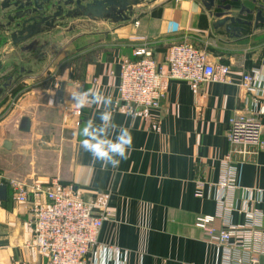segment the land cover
<instances>
[{"label": "crops", "instance_id": "1", "mask_svg": "<svg viewBox=\"0 0 264 264\" xmlns=\"http://www.w3.org/2000/svg\"><path fill=\"white\" fill-rule=\"evenodd\" d=\"M242 4L257 10L251 1ZM240 7L232 13L251 25L235 24L233 31H227V24L218 26L196 0H169L124 26L70 40L39 75L14 81L0 100V174L28 183L57 178L72 186L74 196L91 204L95 215H109L99 247L120 250L122 264H216V248L195 226L196 218L215 215L217 199L225 192L221 162L230 152V121L245 112L248 97L239 88L242 77H264V26L254 25V16L238 15ZM182 43L229 67L230 83L196 87L170 81L161 108L154 110L118 101L121 64L135 60L136 48L149 47L158 67L166 70L169 49ZM17 59L11 57L10 64ZM35 59L24 62L31 65ZM77 86L110 95L115 122L131 132L130 154L115 168H102L79 148L75 133L97 108H75L70 93ZM74 110L82 112L78 128ZM23 118L30 120L29 133L19 131ZM232 163L238 187L234 203L261 212L264 228V195L258 193L264 192V147L250 148L244 158L235 155ZM28 217L7 188V199L0 201V227L8 241L0 264H46L44 256L25 247L31 240ZM230 221L243 224L245 218L233 212ZM105 255L107 264H115L117 255ZM255 264H264V256Z\"/></svg>", "mask_w": 264, "mask_h": 264}, {"label": "built area", "instance_id": "2", "mask_svg": "<svg viewBox=\"0 0 264 264\" xmlns=\"http://www.w3.org/2000/svg\"><path fill=\"white\" fill-rule=\"evenodd\" d=\"M133 56L134 61L121 64L118 101L134 109H160L168 83L173 80L196 87L207 82L230 83L229 67L214 63L207 53L188 43L169 49L166 70L158 67L147 46L136 48ZM239 88L248 97L245 112L230 121L227 135L230 152L221 162V185L225 192L217 199L216 214L198 216L195 222L216 248V264H255L259 256H264L263 214L247 205L240 209L235 205L238 187L232 163L233 156L244 158L250 148L264 147V121L256 118L264 117V77L245 74ZM74 114L77 117L74 126L78 128L82 112L74 110ZM0 186H6L12 201L27 210L25 226L31 232V240L25 247L44 256L46 264H107L106 252L117 255L115 264H122L120 250L99 247L98 236L109 215H95L91 204L74 196L72 186L63 185L57 178L28 183L2 174ZM197 196L201 197V192ZM233 212L241 214L245 222L233 224L230 221Z\"/></svg>", "mask_w": 264, "mask_h": 264}, {"label": "water", "instance_id": "3", "mask_svg": "<svg viewBox=\"0 0 264 264\" xmlns=\"http://www.w3.org/2000/svg\"><path fill=\"white\" fill-rule=\"evenodd\" d=\"M169 0H3L0 2V100L14 81L37 76L66 43L85 34H100L130 23L141 12ZM218 26L251 25L232 13L240 5L238 15L254 16V25L264 26V0H248L257 6L253 11L242 0H196ZM260 1V2H259ZM18 59L10 64V58ZM37 58L31 65L24 62ZM41 60L39 64L36 62ZM10 65V66H9ZM7 66L10 67L8 70ZM34 67V70L32 68ZM5 77L7 78L6 81ZM61 84L59 92L64 91ZM19 131L30 132V120H21ZM4 147L9 149L10 143ZM7 199V187L0 186V201Z\"/></svg>", "mask_w": 264, "mask_h": 264}, {"label": "clouds", "instance_id": "4", "mask_svg": "<svg viewBox=\"0 0 264 264\" xmlns=\"http://www.w3.org/2000/svg\"><path fill=\"white\" fill-rule=\"evenodd\" d=\"M70 98L76 109L90 104L97 108V112L83 121L75 133L79 138V148L102 168L117 167L130 154L132 135L127 127L115 122L112 97L92 88L81 90L77 86L70 93Z\"/></svg>", "mask_w": 264, "mask_h": 264}, {"label": "rangeland", "instance_id": "5", "mask_svg": "<svg viewBox=\"0 0 264 264\" xmlns=\"http://www.w3.org/2000/svg\"><path fill=\"white\" fill-rule=\"evenodd\" d=\"M6 230L4 228L0 227V252L2 251V249L5 248V245L7 243V239H6ZM1 255V254H0Z\"/></svg>", "mask_w": 264, "mask_h": 264}]
</instances>
